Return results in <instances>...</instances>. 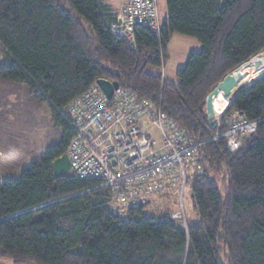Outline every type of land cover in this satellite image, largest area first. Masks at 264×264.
<instances>
[{
    "label": "trees",
    "instance_id": "1",
    "mask_svg": "<svg viewBox=\"0 0 264 264\" xmlns=\"http://www.w3.org/2000/svg\"><path fill=\"white\" fill-rule=\"evenodd\" d=\"M165 2L159 34L136 26L131 44L111 32L117 13L106 0H0V81L45 102L59 129L17 179L0 180V264H264V74L225 108L223 118L261 120L235 154L216 138L223 118L212 127L205 109L214 88L264 52V0ZM174 34L201 50L169 83L157 70ZM98 79L149 101L200 145L201 171L185 183L198 220L186 230L167 212L147 215L151 200L119 216L97 180L52 177L73 135L62 111Z\"/></svg>",
    "mask_w": 264,
    "mask_h": 264
},
{
    "label": "built area",
    "instance_id": "2",
    "mask_svg": "<svg viewBox=\"0 0 264 264\" xmlns=\"http://www.w3.org/2000/svg\"><path fill=\"white\" fill-rule=\"evenodd\" d=\"M136 26L159 34L157 0H126L110 30L133 44ZM96 81L62 111L73 132L66 152L70 173L77 179L97 180L99 187H106L112 198L109 209L119 216L170 192L178 198L179 206L169 214L168 221L186 230L182 204L186 168L200 173L196 163L200 145L149 101L138 100L133 92L120 86L108 99ZM222 118L217 117L210 125L218 127ZM260 122L231 114L223 118L227 130L216 138H223L226 149L235 154Z\"/></svg>",
    "mask_w": 264,
    "mask_h": 264
},
{
    "label": "rangeland",
    "instance_id": "3",
    "mask_svg": "<svg viewBox=\"0 0 264 264\" xmlns=\"http://www.w3.org/2000/svg\"><path fill=\"white\" fill-rule=\"evenodd\" d=\"M157 4L159 19L162 22L167 15L166 2L157 0ZM200 50L201 46L195 38L180 34L172 35L167 48L168 62L157 72H161L167 82L176 83V70L184 67L190 53H198ZM261 73L262 71H256L254 68L248 69V76L241 85H249ZM236 76L232 75L233 79ZM219 95L222 104L218 107L214 102V106L217 117H222L230 99L222 92ZM58 134L59 129L52 120L45 102L31 95L22 84L0 81V180L17 179L21 170L30 161L57 140ZM186 173L188 176L191 175L188 167ZM150 202L145 211L147 215L155 217L158 216L157 213L170 214L177 211L179 206L178 198L170 192L154 196ZM182 204L186 222L198 220L191 207L188 186L183 190ZM1 264L13 263L3 260Z\"/></svg>",
    "mask_w": 264,
    "mask_h": 264
},
{
    "label": "water",
    "instance_id": "4",
    "mask_svg": "<svg viewBox=\"0 0 264 264\" xmlns=\"http://www.w3.org/2000/svg\"><path fill=\"white\" fill-rule=\"evenodd\" d=\"M254 68L255 70L264 69V52L255 55L247 62L243 63L232 75H237L235 79H233L232 75L227 76L214 90L207 96L206 98V114L208 116V120L213 122L217 116L214 111L213 101L217 97V95L222 92L224 96L231 99V95L234 94L237 90L242 87H239L241 81L248 74V69ZM264 74V71L262 72ZM261 74V75H262ZM97 86L104 93V95L110 99L113 95L114 90L119 88L118 83L109 82L108 80L98 79L96 81ZM50 169L52 172V177L54 179L62 178L67 176L71 171V162L67 156V154H63L61 157L55 159L51 165Z\"/></svg>",
    "mask_w": 264,
    "mask_h": 264
},
{
    "label": "crops",
    "instance_id": "5",
    "mask_svg": "<svg viewBox=\"0 0 264 264\" xmlns=\"http://www.w3.org/2000/svg\"><path fill=\"white\" fill-rule=\"evenodd\" d=\"M106 2L112 7L115 13L118 14L121 7L125 4L126 0H106ZM114 4H117V6H115Z\"/></svg>",
    "mask_w": 264,
    "mask_h": 264
},
{
    "label": "bare ground",
    "instance_id": "6",
    "mask_svg": "<svg viewBox=\"0 0 264 264\" xmlns=\"http://www.w3.org/2000/svg\"><path fill=\"white\" fill-rule=\"evenodd\" d=\"M256 71H262V72H263L264 69H262V70H256ZM247 76H248V74L246 75V77H247ZM246 77H245V78H246ZM245 78H244V79H245ZM244 79H243V80H244ZM243 80H242V81H243ZM242 81H241V82H242ZM240 84H241V83H240ZM240 84H239V85H240ZM140 101H146V100H140ZM214 102L217 103L218 107L221 106V104H222V98L220 97L219 94L217 95V97H216V98L214 99V101H213V107H214V111H215ZM220 110H221V109H220ZM215 113H216V111H215ZM216 116H217V115H216Z\"/></svg>",
    "mask_w": 264,
    "mask_h": 264
}]
</instances>
